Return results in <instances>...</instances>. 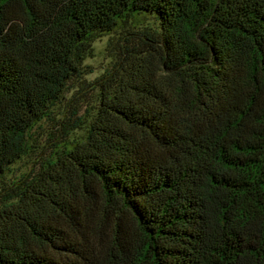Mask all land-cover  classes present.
<instances>
[{"label": "trees", "instance_id": "trees-1", "mask_svg": "<svg viewBox=\"0 0 264 264\" xmlns=\"http://www.w3.org/2000/svg\"><path fill=\"white\" fill-rule=\"evenodd\" d=\"M0 264H264V0H0Z\"/></svg>", "mask_w": 264, "mask_h": 264}, {"label": "rangeland", "instance_id": "rangeland-1", "mask_svg": "<svg viewBox=\"0 0 264 264\" xmlns=\"http://www.w3.org/2000/svg\"><path fill=\"white\" fill-rule=\"evenodd\" d=\"M156 29L157 22L152 18V16L149 15H140L127 19L125 22H120L111 34L101 37L92 44V56H88L83 60V64L87 66V70L91 71L85 76L86 81L91 83L113 68L115 62L118 59L117 43L123 35L132 34L134 37H137L143 31H155ZM69 96L70 93L67 95V98ZM93 98L94 93L92 89L88 88L78 94L77 101L81 102V104H85V102H90ZM51 125L52 122L49 123V121H42L40 123V127L32 132L33 139L35 138V141H39L40 143L44 142L49 136V133L52 130L55 131ZM30 160L31 159L29 158H24L22 161H19L13 165L11 167L10 177H17L21 172H24L29 165Z\"/></svg>", "mask_w": 264, "mask_h": 264}]
</instances>
